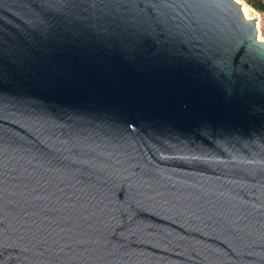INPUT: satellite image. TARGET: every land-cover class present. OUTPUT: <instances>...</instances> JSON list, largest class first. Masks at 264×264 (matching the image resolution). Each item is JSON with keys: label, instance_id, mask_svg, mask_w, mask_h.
I'll use <instances>...</instances> for the list:
<instances>
[{"label": "water", "instance_id": "obj_1", "mask_svg": "<svg viewBox=\"0 0 264 264\" xmlns=\"http://www.w3.org/2000/svg\"><path fill=\"white\" fill-rule=\"evenodd\" d=\"M237 8L0 0V264H264V45Z\"/></svg>", "mask_w": 264, "mask_h": 264}, {"label": "snow or ice", "instance_id": "obj_2", "mask_svg": "<svg viewBox=\"0 0 264 264\" xmlns=\"http://www.w3.org/2000/svg\"><path fill=\"white\" fill-rule=\"evenodd\" d=\"M236 5H244L247 2H251V0H234ZM244 12V16L245 18L249 19L250 21L252 20L251 17H248L247 11L245 9L242 8H237V12ZM244 27L246 29H251L252 28V24L249 23L248 25H244ZM250 38L254 39L257 44L259 45H264V23H258L256 25L255 30L250 32Z\"/></svg>", "mask_w": 264, "mask_h": 264}, {"label": "rangeland", "instance_id": "obj_3", "mask_svg": "<svg viewBox=\"0 0 264 264\" xmlns=\"http://www.w3.org/2000/svg\"><path fill=\"white\" fill-rule=\"evenodd\" d=\"M245 4L249 8V16L252 19L258 14L256 25L258 23H264V0H251V2H247ZM241 6L243 9V5Z\"/></svg>", "mask_w": 264, "mask_h": 264}, {"label": "bare ground", "instance_id": "obj_4", "mask_svg": "<svg viewBox=\"0 0 264 264\" xmlns=\"http://www.w3.org/2000/svg\"><path fill=\"white\" fill-rule=\"evenodd\" d=\"M243 9H245L247 11L248 17H250L249 16V8L246 4L243 5Z\"/></svg>", "mask_w": 264, "mask_h": 264}]
</instances>
